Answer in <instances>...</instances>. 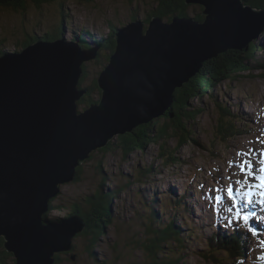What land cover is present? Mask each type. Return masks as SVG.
Here are the masks:
<instances>
[{
    "label": "rangeland",
    "instance_id": "1",
    "mask_svg": "<svg viewBox=\"0 0 264 264\" xmlns=\"http://www.w3.org/2000/svg\"><path fill=\"white\" fill-rule=\"evenodd\" d=\"M40 1L39 5L28 1L25 9L11 3H7L5 8L0 6V50H19L33 35H54L58 33V27L60 36L65 37L68 42H76L82 48H88L89 52H93V57L82 64L85 75L82 72L77 83L72 84L73 91L75 89L82 94L75 102L76 108L78 107L75 111L79 115L83 114L95 104L84 100L87 99V87L94 83L99 85L101 73L109 65L111 56L117 49L115 43L114 51L109 54L107 50L99 47L98 40L108 33L111 25L119 30L135 19L142 24V31L146 33L151 21L148 15L158 9V0H93L91 3L80 0H59L51 3ZM241 2L252 8L254 13L264 12L247 1ZM187 5L189 17H194L192 11L201 7L197 3ZM133 16L135 18L132 19ZM156 16L165 23H171L174 17L172 15L168 20L160 15ZM238 18L243 21V17ZM230 19L233 24L236 18ZM165 23L158 31L164 30ZM226 28L232 30L233 26L228 23ZM240 31L242 35L250 34L246 27ZM251 41H255L260 48H257L254 60L249 63V70H241L218 79L209 89V93L188 100L187 105H184L185 110L180 119L188 123L194 141L180 144L176 136L170 137V126H173V122L164 116V111L152 118L168 125V134L163 141L150 142L143 150L132 149L126 154L115 139L110 150L101 151L99 149L102 147H98L90 152L80 164L82 171L79 179L73 178L70 182L58 185L59 191L55 199L49 201L43 217L52 221L78 216L77 219L84 226L73 236L72 250L52 254L53 258L56 255L53 264H164V261L171 260H176V264H264V204L259 209L254 207L256 211L252 212L250 206L245 209L241 207L242 203L247 204L246 200L240 201L237 198L246 189L247 193H254L250 197L258 201L264 199L259 194L264 189L250 187L258 185L260 181L253 182L254 177L240 169V164L250 159L254 166L252 172L259 175V160L261 151L264 150V69L260 68L261 63L264 65V27ZM248 43L245 42L242 46L245 47ZM103 55H107L108 62ZM218 56L201 61L196 66L199 68L195 74L204 68L205 63L209 65L208 61L215 60ZM154 67L161 68L158 63ZM205 67L207 69L209 66ZM146 85L144 84L145 90L148 91ZM100 91L101 97L97 92L88 94L87 97L100 102L103 93L102 89ZM146 107L142 108L148 109ZM151 109H161L160 100L159 103L151 104ZM119 134L124 133H115L113 137L116 138ZM170 153H174L175 159H166ZM98 168L102 172H98ZM242 179L245 189L238 181L242 182ZM98 190L107 197L109 192L112 194L111 218L95 238L96 234L85 232L82 217L74 214L72 208L77 205L78 210L87 212L86 200ZM211 192L216 197L218 192H222L224 196L214 199ZM202 193L207 197H201ZM175 196H178L179 201ZM200 198L206 201L205 205H200V202L197 204L196 200ZM219 205L223 207L220 209ZM238 208L240 215L234 214ZM220 212L223 213L219 217ZM245 216L248 217L247 223L244 221ZM214 218L231 225V229H228L230 233L240 224L239 230L243 234L240 236L236 232V235L240 243L241 237L247 235L245 247L228 245L235 248H221L217 241H224L222 237L218 240L216 237L227 228L218 225V220ZM166 225H176L174 239L163 243L155 241ZM220 226L224 228L223 231H219ZM8 252L11 255L2 254L4 261L6 264H15L16 256L12 251ZM0 264H3L1 258Z\"/></svg>",
    "mask_w": 264,
    "mask_h": 264
},
{
    "label": "water",
    "instance_id": "2",
    "mask_svg": "<svg viewBox=\"0 0 264 264\" xmlns=\"http://www.w3.org/2000/svg\"><path fill=\"white\" fill-rule=\"evenodd\" d=\"M186 3L203 6L204 21L175 15L165 23L155 16L146 33L137 19L119 28L117 49L98 81L102 99L80 115L75 102L82 94L72 84L93 52L60 37L1 53L0 237L16 256L15 264H53L52 254L71 249L73 236L84 226L81 220L51 221L43 213L58 185L74 178L91 151L104 147L115 133L162 114L173 90L198 71L201 61L231 47L241 49L264 27V12L254 13L241 0ZM163 23L165 31L159 32ZM245 27L249 36L240 31ZM159 100L161 109L154 114L151 104Z\"/></svg>",
    "mask_w": 264,
    "mask_h": 264
},
{
    "label": "trees",
    "instance_id": "3",
    "mask_svg": "<svg viewBox=\"0 0 264 264\" xmlns=\"http://www.w3.org/2000/svg\"><path fill=\"white\" fill-rule=\"evenodd\" d=\"M28 1H33L36 5H39L40 0H0V6L5 8L7 3H11L14 6L19 7L20 9H25L28 4ZM41 1L44 3H47V2H53V1H59V0H41ZM80 1L88 2V3L93 2V0H80ZM185 1L186 0H158L157 1L158 9H155L154 11H152V13H150V15H148L149 21L152 19V17H155L156 15H160L161 17L167 18L168 20L171 19L172 15L173 16L176 15L179 17H186V18L189 17L188 16L189 14L187 12L188 5ZM243 1L245 2L247 1L248 4L256 7L257 9L264 10V0H243ZM166 9H169V10L167 11ZM203 9H204L203 6H201L199 7L197 11L195 10L192 11L193 14L195 15L192 18H194L197 22H202L205 19V16L202 15ZM165 14H168V15H165ZM133 18L135 17L133 16L132 19ZM58 31H59V27H58ZM117 32H118V28L115 27L114 25H111L108 33H106V35L103 36L97 42L99 43V46L107 50L109 54H111L114 51ZM54 35L59 36V34H56V33ZM54 35L46 34L42 38H46V39L54 38ZM39 38L41 37H37L33 35L31 39L28 40L27 42L29 44L32 41H35ZM27 42L23 43L22 48H24L27 45ZM84 43L85 42H83V44ZM257 48H260V46L255 41H250L245 47L241 49H228L224 53L219 54L217 59L208 61L209 65L205 63L203 66L204 68H202L200 72H198L197 74H195V76L190 78L187 83L175 89L173 93L171 106H169L164 112V116L170 118V120H172L173 122V126H170V129L172 130V134L170 135V137L176 136V138H178V140L180 141V144L185 141L195 140L189 129L188 123H184L180 119L181 115H183L182 112L185 110L184 105H187L188 100H191L193 98H198V97H201L202 94L204 95L205 93H209V89L212 88V85L215 84V82H218V79L220 80L223 77L231 76L233 73H237L238 71H241V70H249L248 69L249 63L251 60H254L253 57L257 51ZM1 53L2 52L0 50V54ZM103 56L105 57L106 62H108L109 58L106 57L107 55H103ZM205 66H209V67L205 69L206 68ZM82 67H83L82 72L85 75L84 65H82ZM260 68L264 69V65L262 63L260 64ZM94 81H97V80H94ZM87 88H88L87 95L88 94L92 95L93 93L97 92L101 97L100 88H98V85L96 83H94V85H91V87H87ZM87 95H85L87 99H84L87 103H90V102L99 103L98 99L97 100L95 98L92 99L91 97L88 98ZM231 127L233 128V125H231ZM167 128H168V125H165L164 122L162 123L161 121L158 122L154 119H151L146 124H139L135 126L134 129H132V131L130 132L128 131V132H125L124 134H119L116 138L113 137V139H111L108 142V145L100 148L99 150L101 151L110 150L112 145L115 143V139H116L120 143L121 148L123 149L124 153L127 154L128 151L132 149L140 151V150H143L145 145L150 142L163 141L164 137L168 134ZM166 157H167L166 159H171V158L175 159L174 153H170ZM81 171H82L81 165L76 167L75 169L76 176H74L75 180L79 179ZM97 171L102 172L100 168H98ZM111 195L112 194L109 192L108 193L109 197H107L106 195L102 194L101 191L98 190L97 192L93 194V196L89 197L86 200L88 203L87 212H85L84 210H80V209L78 210L77 205H74L72 208V211L74 212V214H77L80 217H82L84 224H85V228H86L85 232L96 234L95 238L100 235V231H102L104 226L109 222L111 218L110 217V204L112 200ZM54 199H55V196L52 197L50 202ZM175 231H176V225L175 226L173 225L171 227L166 225L165 227L162 228L161 233L160 232L158 233V238H155V241H159L160 243H163L167 240H173L174 239L173 236L176 234ZM3 242H4V239L0 237V258L2 259V263L6 264V262L4 261L5 259L3 255L9 256L11 255V253L6 251V249L4 248ZM223 243L224 242L220 244H223ZM234 244H237V243H234ZM238 245L240 247V243ZM226 247L228 246L226 245ZM230 249L232 248L230 247ZM56 255H55V258H56ZM163 257L166 258V255H163ZM57 260H59L58 257H57ZM14 262H15V258H14ZM163 263L164 264H176V260L164 261Z\"/></svg>",
    "mask_w": 264,
    "mask_h": 264
},
{
    "label": "bare ground",
    "instance_id": "4",
    "mask_svg": "<svg viewBox=\"0 0 264 264\" xmlns=\"http://www.w3.org/2000/svg\"><path fill=\"white\" fill-rule=\"evenodd\" d=\"M172 18V17H171ZM31 42V41H30ZM25 43V42H24ZM29 45V44H28ZM27 46V45H26ZM25 46V47H26ZM100 47V46H99ZM76 109H78V107L76 108ZM152 113H156V110H152ZM144 123H146V122H144ZM250 160V159H249ZM256 168V167H255ZM259 175H260V173H259ZM235 179V178H234ZM240 183H242L243 184V187H244V189H245V186H244V181H243V179H242V182L240 181V180H238ZM253 182L254 181H256V179L254 178L253 180H252ZM68 182H70V181H68ZM252 182V183H253ZM60 185V184H59ZM234 189H236L235 187H234ZM199 190V192H200V189H198ZM235 191V190H234ZM249 193H253V192H251V191H248ZM207 193H209V190H207ZM212 194H213V196H214V199H218L217 197H223L224 196V194L222 193V192H218V194H217V197L214 195V192H211ZM245 193V194H244ZM244 193H240V195L238 194V196H237V198L238 199H240V201H242V200H246L247 201V204H245V205H243V203L241 204L242 206L241 207H243L244 209H245V207H249L250 206V209H251V211L252 212H255L256 211V209H254V207H257L258 209L260 208V206H262L263 204H264V202H262V201H264V199H260V201H258L256 198H252V197H250L249 196V193H247V191H246V189H245V191H244ZM178 194H180V196H182V193L181 192H179ZM201 197H204V198H206L207 196H203V193L200 195ZM176 197V199L179 201V198H178V196H175ZM190 199H192V197L190 198ZM197 201V204H199V202H200V205H201V203L202 204H204L205 205V202L206 201H204V199H202V198H200L199 200H196ZM249 201H251V202H249ZM256 204V205H255ZM185 206V205H184ZM220 206V209L223 207L222 205H219ZM186 207V206H185ZM227 208V207H226ZM224 209V208H223ZM240 209L238 208L237 209V211L234 213V214H239L240 215V211H239ZM247 210V209H246ZM246 210H244V211H246ZM225 211V210H224ZM223 211V212H224ZM260 211H261V209H260ZM223 212H220V214H219V217H220V215L223 213ZM249 212H250V210H249ZM257 212H259V210L257 211ZM246 213L248 214V217L249 218H251L250 216H249V213L246 211ZM260 214H261V216H262V211L261 212H259ZM213 214H214V211H213ZM224 215H226V213L224 214ZM76 217H78V216H76ZM215 220H218V218H214ZM259 219V218H258ZM218 225H224L226 228H227V230L226 231H224L222 234H219V236H218V234H216L218 237H216V239L218 240V238L219 237H222V240L224 241V243L223 244H220L219 243V241H217V243H218V245L220 244L221 245V248H225L226 247V245L228 246V245H237L238 247H239V241H240V239L238 238V236L236 235V232H239L240 233V236H241V234H243V232L242 231H240L239 229H240V224L237 226V227H235L234 228V230L230 233V232H228V229H231V225H229V224H227L225 221H223V220H221V219H219L218 221ZM261 222H262V220H261ZM251 223V222H250ZM74 224V227H78V225L76 224V223H73ZM224 226H222V227H224ZM244 227V226H243ZM225 228V229H226ZM248 228V227H247ZM253 228V226H251V230H253L254 231V229H252ZM222 229H224V228H221V226L219 227V231H223ZM245 229V228H244ZM225 234V235H224ZM232 234H235L236 235V238H237V240H235L234 238H233V236H232ZM259 234H261V233H259ZM262 236V235H261ZM233 238V239H232ZM241 241H242V243H240V247L239 248H243V247H245V243L247 242V235H244V238L243 237H241ZM234 243H237V244H234ZM226 244V245H225ZM225 245V246H224ZM228 248H230V246H228ZM232 249H233V247H231Z\"/></svg>",
    "mask_w": 264,
    "mask_h": 264
},
{
    "label": "snow or ice",
    "instance_id": "5",
    "mask_svg": "<svg viewBox=\"0 0 264 264\" xmlns=\"http://www.w3.org/2000/svg\"><path fill=\"white\" fill-rule=\"evenodd\" d=\"M260 168L258 169V172L260 175H255V173L252 172V168L254 167L251 160H245L242 164H240L241 172H245L249 176H253L256 180L260 181L258 185H250V187H256L259 189H264V150L261 151V158L259 160ZM245 165L247 168H245ZM229 194H231V188H229ZM254 193H249V196L253 195ZM262 197H264V191H261L259 193ZM251 202V201H249ZM264 202V201H262ZM231 210V209H229ZM245 223L248 221V217H244Z\"/></svg>",
    "mask_w": 264,
    "mask_h": 264
}]
</instances>
